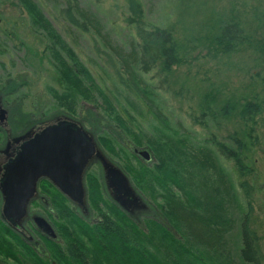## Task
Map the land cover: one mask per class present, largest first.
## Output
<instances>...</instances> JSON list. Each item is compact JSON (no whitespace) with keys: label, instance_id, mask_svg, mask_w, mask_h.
<instances>
[{"label":"trees","instance_id":"1","mask_svg":"<svg viewBox=\"0 0 264 264\" xmlns=\"http://www.w3.org/2000/svg\"><path fill=\"white\" fill-rule=\"evenodd\" d=\"M18 1L27 12L34 32L48 43L45 52L50 62L54 63V81L57 88L63 89L58 93L59 90L49 88L54 102L71 114L81 100L91 106H100L107 112V118L119 124L128 135L126 130L131 128L118 116L93 76L37 5L32 0ZM63 3L58 8V15L69 27L80 33L92 32L106 41L97 15L91 8L83 6L79 0H63ZM128 10L133 16L131 22L136 24V37L130 43L129 52L118 55L121 68L135 85L143 82L144 76L153 74L160 86H167L168 77L186 63L185 55L190 54L193 47H186L172 29L145 25L141 6L132 0H129ZM249 42L239 22L231 18L219 22L207 50L209 54L211 51L229 56L244 48L250 49L252 45ZM255 79L252 77V80ZM261 81L264 84V78ZM5 84H11L6 97L16 99L14 89L21 85L13 79H7ZM255 86L253 83L252 87ZM141 93L148 103L153 102L152 96L144 91ZM253 96L250 101L241 97L221 108L219 114L222 118L227 121L233 119L237 127L219 141L214 136L201 141L197 149L190 145L183 131L172 127L166 118L155 113L164 129L149 136L145 144L154 153L157 164L153 169L141 166L135 170L126 165L123 169L131 175L142 193L154 203L160 202L156 204L161 216L159 221L145 218L140 223L119 210L104 197L98 177L92 173L87 176V202L98 217L96 221L89 222L78 216L70 210L66 199L56 194L55 205L52 201L50 205L61 215L58 235L62 241H43L55 264H237L230 254L226 237L236 222L239 194L246 202L253 196L254 188L248 179L254 177L255 170L250 156L256 147L264 151V133H261L262 140L257 135V129L264 128V94L261 100L256 94ZM201 110L193 121L201 129L209 131L210 124L216 122L217 114L211 109ZM164 131L171 134L167 135ZM131 140L136 145L143 144V139L133 133ZM100 141L109 154L127 152L112 138L99 137L98 143ZM207 147H214V155L220 165V160L232 162L235 185L229 183L226 186L223 182L222 165L217 167L206 161L210 153ZM198 153L203 155L202 159H199ZM215 172L217 179L213 175ZM249 209L252 210L251 205ZM246 225L244 222L241 230L239 259L242 264H262L252 233ZM10 241L36 264H51L0 217V252L18 261L20 255L11 247Z\"/></svg>","mask_w":264,"mask_h":264},{"label":"rangeland","instance_id":"2","mask_svg":"<svg viewBox=\"0 0 264 264\" xmlns=\"http://www.w3.org/2000/svg\"><path fill=\"white\" fill-rule=\"evenodd\" d=\"M32 2L37 5L65 43L72 48L81 64L111 101L115 112L131 129L129 132L126 130L128 136L119 124L107 118V112L102 107L91 106L84 100L78 101L73 114L58 106L48 92L49 88L59 90L58 93L63 90L57 88L54 63L50 62L45 52V45L48 46V43L34 32L30 18L18 0H0V106L7 111L6 121L0 123L1 132L25 131L35 125L40 115L49 118L64 114L85 129L93 131L92 136L97 142L99 137L114 139L127 152L115 151L116 153L109 154L101 141L98 148L108 162L122 169L147 207L143 211H136L135 220L140 223L145 218L161 220L160 212L156 208V204L160 202L154 203L149 196L142 193L123 167L126 165L130 169L139 170L141 166H146L153 169L157 164L154 153L145 144L149 136L164 129L155 113L166 118L172 127L183 131L189 138L190 145L196 146L195 149L200 147V142L205 139H212L213 136L218 139L226 138L233 132L237 123L233 119L230 121L223 119L219 114L220 109L241 97L249 99L254 97V94H264V84L261 83L264 78V0H132L141 6L145 25L172 29L174 35L186 47H193L192 52L185 55L186 63L176 68L168 77L167 86H160L153 74L144 76L143 82L135 85L120 66L121 60L118 55L121 52H129L130 43L136 37V24L131 22L133 16L128 10L129 0H79L83 6L91 8L97 15L106 41L92 32L80 33L69 27L58 15V8L64 5L63 0ZM231 18L239 22L252 46L250 49L240 50L237 54H228L229 56L211 51L209 54L207 46L217 31V25ZM252 77L256 79L252 80ZM7 79H13L15 83L21 85L14 89L16 99L6 97L11 90V84H5ZM253 83L256 84L255 88L252 87ZM141 91L152 96L153 102L148 103ZM151 92L153 94H150ZM201 109L205 111L211 109L217 114L216 122L210 124L209 131L201 129L193 121ZM92 127L95 129L92 130ZM263 129H257L259 140L263 138L261 136V133H264ZM132 133L143 139L141 146L132 142ZM129 146L132 147L131 150L127 149ZM207 148L210 153L206 161L218 167L220 164L214 155L216 150L214 147ZM136 149L149 151L151 161L145 163L136 159L132 154ZM253 151L250 160L254 162L255 172L254 177L248 179L254 188L253 196L246 202L239 194L236 222L226 237L230 254L237 264H242L238 251L244 222L252 233L261 262L264 264V151L258 150V147ZM198 156L202 159L203 155L198 153ZM220 163L224 169L223 182L226 186L229 183L235 185L232 162L220 160ZM89 173L103 181L104 174L99 165H92ZM213 175L217 179V173ZM102 183L105 188V183ZM39 188L47 189L49 192L46 200L51 213L48 218L56 229L57 237L53 240L46 239L31 225L23 227L26 231L13 230L27 244L32 245L41 258L55 264L43 241L61 243L58 235L62 222L61 215L50 205V201L55 205L56 193L48 185L40 184ZM2 204L0 198V212ZM67 205L70 210L82 217L80 208H75L68 201ZM84 207L91 212L88 221H96L98 217L91 211L90 204L86 202ZM29 210L39 213L36 216L42 213V208L36 205L30 206ZM30 237L32 240L28 239ZM10 244L20 255L18 261L0 252V264H36L31 257L24 256V252L20 251L15 243L10 241ZM4 246L7 249L6 245Z\"/></svg>","mask_w":264,"mask_h":264},{"label":"water","instance_id":"3","mask_svg":"<svg viewBox=\"0 0 264 264\" xmlns=\"http://www.w3.org/2000/svg\"><path fill=\"white\" fill-rule=\"evenodd\" d=\"M7 118V111L0 106V123ZM94 144L76 124L60 123L51 127L44 136L26 144L18 156L6 168L0 182L3 198L2 216L6 220L21 221L27 207L33 200L37 182L40 177H49L70 200L79 202L82 199L81 177L91 156L94 154ZM137 155L144 161L151 160L147 150L137 151ZM106 179L109 177L122 188L128 187L127 177L119 170L103 162ZM131 200H126L124 206L138 207V198L131 188H127ZM123 206V207H124ZM47 232L53 235L50 226L43 220ZM40 226V225H39Z\"/></svg>","mask_w":264,"mask_h":264},{"label":"flooded vegetation","instance_id":"4","mask_svg":"<svg viewBox=\"0 0 264 264\" xmlns=\"http://www.w3.org/2000/svg\"><path fill=\"white\" fill-rule=\"evenodd\" d=\"M261 83H262V81H261ZM260 94H262V93H260ZM260 94H256L259 96L258 100H261ZM250 100H251V98H249L247 101H250ZM263 112H264V109H263ZM40 116L41 117L39 118L38 122H36V124L34 126L29 127L25 131L15 132V131H11V130L8 131L7 130V132H1V130H0V134H1V136H0V182H1L2 176L5 173L7 166L13 160H15V158L18 156V154L21 152L22 148L26 144L37 139V137H39V136H44L46 134L47 130H50L51 127H54L56 125L58 126L60 123L76 124L77 128H80L88 137H90L92 139L93 144H94V148H95L94 154L89 159L87 166L85 167L83 174H82V177H81V191H82V195H83L81 201L75 202V201L70 200V198L66 194H64V192L61 190V188H59L49 177L42 176L39 178V180L37 182V188H36L33 200L31 201L30 205L27 207L25 215L23 216L21 221L17 222V220L11 221V220L4 219L2 216V207H1L0 217L6 222V224L11 229H14V230L15 229H23V227L25 228L26 226L31 225L32 228L37 230V232H39V234L42 235L43 237H45L46 239H52L53 240L57 237L56 229H55L54 225L51 224V222L49 221V218H48L49 217L48 215L51 213V212H49L50 210H48V201L46 200L49 192L47 189L41 190L39 188L40 184L48 185L56 194L63 197L64 199H66V201H68L70 204H72L75 208H80L81 213H82L81 216L88 220V218L91 217V212L88 211L84 207V204L87 202V189H86L87 176L90 174L89 170H90L92 165H99L101 168V171L104 174L103 175V181L99 177H98V180L102 186V192H103L104 197H106V199L108 198L107 200L111 204H113L119 210H121L122 212H124L128 216H131L134 219H136V214H137L136 211H143V210L147 209V207L143 203L142 199L137 194V192L133 189V187L129 181H128L129 186L122 188L117 182L112 180L110 177L108 180L106 179L107 178L106 173H105L104 167L102 165L103 162H106L107 164H109L110 166L119 170L122 173H123V171H122V169H120L117 166L113 165L112 163L108 162L106 156L103 155L101 150L98 148L99 144H98L97 140H94L92 133L89 129H87V128L85 129L80 123L71 120L67 115H64V114H60V116L54 115V116L49 117V118L46 116L44 117L42 115H40ZM4 141H5V148H3V142ZM218 141H219V139H218ZM131 148L132 147L129 146L127 149L131 150ZM139 150L140 149L134 150V152L132 154L134 155V157L136 159L142 160L137 155V151H139ZM142 162H144V161L142 160ZM145 163H148V162H145ZM102 182L105 183V188H104V185ZM127 188H131L134 191V195L138 198V207L139 208H135V206L132 204L126 205V206L123 205L126 200H131V198H132L131 194L127 191ZM104 189H106L108 192L106 193ZM44 190H47V191H44ZM0 198L3 202L1 191H0ZM33 205H36V206H39L42 208V211H41L42 213L40 214V216H36V214L39 215V213L31 212L29 210L30 206H33ZM38 220H40V221L43 220L45 223H47L50 226V229L53 231L54 234L50 235L49 232H47V230L45 229L43 224L42 225H41V223L37 224ZM39 229H40V231H39ZM23 231H26V229H23ZM17 233H19V232H17ZM28 239L32 240V237H30Z\"/></svg>","mask_w":264,"mask_h":264}]
</instances>
